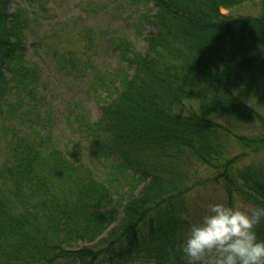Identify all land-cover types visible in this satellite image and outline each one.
<instances>
[{
    "label": "trees",
    "instance_id": "trees-1",
    "mask_svg": "<svg viewBox=\"0 0 264 264\" xmlns=\"http://www.w3.org/2000/svg\"><path fill=\"white\" fill-rule=\"evenodd\" d=\"M21 1L37 11L0 0V264H182L194 191L264 207V16L243 11L255 0H152L136 26L153 30L145 53L113 39L117 67L93 72L109 101L94 123L73 117L82 153L47 127L42 74L25 58L42 0ZM255 230L264 239V220Z\"/></svg>",
    "mask_w": 264,
    "mask_h": 264
},
{
    "label": "rangeland",
    "instance_id": "rangeland-1",
    "mask_svg": "<svg viewBox=\"0 0 264 264\" xmlns=\"http://www.w3.org/2000/svg\"><path fill=\"white\" fill-rule=\"evenodd\" d=\"M140 1L42 0V7L30 24L25 58L29 63L37 64L41 71L43 92L50 108L51 122L47 127L61 150L77 148L82 153L89 148L88 143L76 130L73 117L83 114L90 123H94L100 118L101 107L109 101L105 93L99 94L101 100L97 101L99 96L89 87L95 70L107 74L117 67V52L112 43L113 39L124 37L137 51L145 53V36L153 33V30L145 24L143 31L138 30L136 26L140 22L139 15L153 9V2L146 0V3L139 4ZM17 6L26 10L28 16L33 14L34 10L37 11L28 8L21 0H12L10 11ZM243 11H248L252 16H264V0H255L245 5ZM139 32L142 34L139 35ZM85 38H88L91 44L85 43ZM37 39L39 45L35 48L33 45ZM55 53L66 55L77 67L71 69L69 64H57ZM88 64L91 68L86 69ZM129 75H132V70H129ZM262 112L264 113V108ZM223 125L239 133V129L236 130L228 121ZM257 161H264V153L260 154ZM140 189L141 186L138 190ZM189 198L191 224L199 222L211 204L219 202L229 205L220 186L200 188L190 194ZM233 205L245 210L250 208L238 200ZM85 246L88 245H76L77 248ZM182 262L185 264L183 258ZM102 264H110V261ZM125 264L154 263L152 260H137Z\"/></svg>",
    "mask_w": 264,
    "mask_h": 264
},
{
    "label": "clouds",
    "instance_id": "clouds-1",
    "mask_svg": "<svg viewBox=\"0 0 264 264\" xmlns=\"http://www.w3.org/2000/svg\"><path fill=\"white\" fill-rule=\"evenodd\" d=\"M264 207L242 209L214 203L199 222L192 223L179 244L185 264H264V239L255 230Z\"/></svg>",
    "mask_w": 264,
    "mask_h": 264
}]
</instances>
